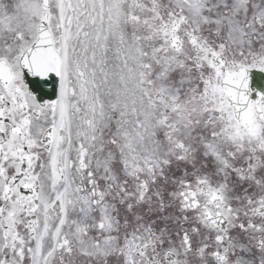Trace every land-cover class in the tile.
I'll list each match as a JSON object with an SVG mask.
<instances>
[{"label": "snow or ice", "instance_id": "1", "mask_svg": "<svg viewBox=\"0 0 264 264\" xmlns=\"http://www.w3.org/2000/svg\"><path fill=\"white\" fill-rule=\"evenodd\" d=\"M0 264H264V0H0Z\"/></svg>", "mask_w": 264, "mask_h": 264}]
</instances>
